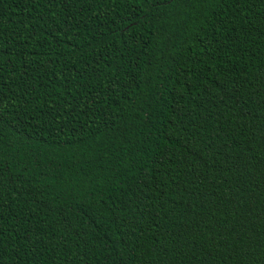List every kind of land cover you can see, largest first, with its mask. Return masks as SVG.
<instances>
[{"label": "trees", "instance_id": "trees-1", "mask_svg": "<svg viewBox=\"0 0 264 264\" xmlns=\"http://www.w3.org/2000/svg\"><path fill=\"white\" fill-rule=\"evenodd\" d=\"M0 264H264V0H0Z\"/></svg>", "mask_w": 264, "mask_h": 264}]
</instances>
